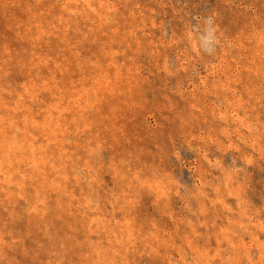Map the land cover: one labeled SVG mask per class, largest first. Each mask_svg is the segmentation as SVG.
Wrapping results in <instances>:
<instances>
[{
  "label": "rangeland",
  "instance_id": "obj_1",
  "mask_svg": "<svg viewBox=\"0 0 264 264\" xmlns=\"http://www.w3.org/2000/svg\"><path fill=\"white\" fill-rule=\"evenodd\" d=\"M0 264H264V0H0Z\"/></svg>",
  "mask_w": 264,
  "mask_h": 264
},
{
  "label": "clouds",
  "instance_id": "obj_2",
  "mask_svg": "<svg viewBox=\"0 0 264 264\" xmlns=\"http://www.w3.org/2000/svg\"><path fill=\"white\" fill-rule=\"evenodd\" d=\"M208 23L210 24L211 21L209 20ZM212 31L213 30L211 28H209L207 30V34L203 37V41H204L205 45H209V44H211L213 42L214 37L212 35Z\"/></svg>",
  "mask_w": 264,
  "mask_h": 264
}]
</instances>
